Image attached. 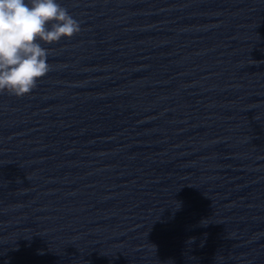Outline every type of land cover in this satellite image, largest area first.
Segmentation results:
<instances>
[{"label": "clouds", "instance_id": "9594fccd", "mask_svg": "<svg viewBox=\"0 0 264 264\" xmlns=\"http://www.w3.org/2000/svg\"><path fill=\"white\" fill-rule=\"evenodd\" d=\"M80 24L56 0H0V92L25 96L50 71L51 44L80 32Z\"/></svg>", "mask_w": 264, "mask_h": 264}]
</instances>
